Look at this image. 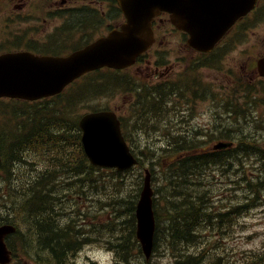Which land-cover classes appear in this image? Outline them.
Segmentation results:
<instances>
[{
	"label": "trees",
	"instance_id": "1",
	"mask_svg": "<svg viewBox=\"0 0 264 264\" xmlns=\"http://www.w3.org/2000/svg\"><path fill=\"white\" fill-rule=\"evenodd\" d=\"M207 58L206 56L205 60ZM83 79L81 87L71 94L58 95L57 100L49 102L51 106L47 102L28 106L26 110H23L24 115L20 111L19 115L16 116L17 119L10 126L8 125L9 129L0 128V148L4 150L5 160H12L11 164H15L16 161L23 158L24 152L31 150L36 153L42 151L43 148L48 151V153L42 151L47 155L48 160L62 166L69 175L83 174L82 177L75 178L82 185L86 181H90L87 179L91 172L93 189L99 194L106 195L107 205L111 207L112 216L121 214V207L119 206L121 203L130 204L129 218L124 222L127 232L122 233L121 224L117 225L118 232L111 235L110 238V230L116 229L111 223L107 235L104 236L108 240V244L126 264L130 262L149 264L150 262L144 259L135 237L134 222L135 203L144 176L141 158L143 155H149L155 159V163L161 169L158 175L153 166L149 168L152 181L155 182L158 179L160 182L154 189L153 197V210L156 218L155 247L158 245H164L167 249L172 247L177 259L175 264H214L217 257L214 255V250L209 249L208 245L201 246L202 241L206 238L204 237L205 231L207 229L214 231L219 216L221 222L226 223L231 219V214L235 215L243 208L248 207L249 204L246 200L255 202L259 198V191L264 190V148L261 147L262 145L259 146L258 143L260 142L253 137L252 133L249 135L245 133V126L252 123L253 129H256L257 124L255 123H261L262 120L256 116L252 118V121L249 117L241 114L248 110L245 101L251 103L252 107L260 98L249 94L251 89L239 87L235 91V94L238 95L236 122L239 126L232 128L231 123H222V128L219 131L220 136L212 137V133H209L203 140H200L203 132L199 131V127L197 130L190 128L188 133H180L179 135L168 136L163 133V137L170 139V143L166 144L167 147L159 143L156 148L155 139H152L151 142L142 143L139 147L138 164L132 170L118 172L114 169L89 168L79 142L80 132L76 119L72 120L68 115L71 116L72 109L76 104L98 94L118 90L121 87L122 78L119 71L101 69L84 75ZM131 84L132 82L129 83V91L137 94L131 110L136 123L144 122L150 125L147 121L153 114L161 116L166 113L167 108L164 104L166 97L164 96L168 90L164 85L144 87L139 83H134V86ZM262 90H264L263 87ZM209 97L216 103L213 93ZM241 99L244 100L243 107L239 103ZM240 119L243 120L244 125L239 121ZM212 138L234 139L238 143L233 148L210 151L205 147L213 141ZM168 150L174 152V158L166 153ZM244 159L256 161L254 176H246V178L242 176L244 183L236 181L239 191L243 193L246 191V194L243 195L246 200L239 198L237 205L229 206L227 211L222 212L217 217L215 211H210L211 196L208 194L207 187L209 185L205 186L206 174L215 168H220L224 173L231 164L241 165L245 163ZM133 171L137 187L129 199L124 196L117 197L114 193L110 195L106 193L107 189L109 191L110 188L115 191L123 189L120 187L123 177L126 180ZM7 173L9 175L10 172ZM13 173L14 175L16 173L14 169ZM47 175L48 172L46 171L41 176H35L37 181L31 183L30 186L27 183H20L18 179L17 181L14 180L17 183L15 188L22 192V197L25 196L26 198L23 203H20L18 210L23 212L25 218L29 220L26 221L27 230L29 231L28 235L34 237L32 244L34 249L37 248L35 254L44 251L53 264H67L68 255L78 248L83 238L76 229V223H70L68 228L60 226L59 222L62 221L59 220L58 216L66 213L59 211V205L54 201L57 197H50L58 190L54 184H49V180L46 179ZM14 198L15 196H6L5 194L2 200L13 201ZM57 200H61L60 196ZM1 221H7V218L5 220L0 218ZM91 229L94 232L95 228ZM11 247L15 248L14 245ZM23 248L26 247L23 246ZM189 248L192 250L189 251ZM209 250L212 252L211 254L208 253ZM132 252L133 258L130 255Z\"/></svg>",
	"mask_w": 264,
	"mask_h": 264
},
{
	"label": "water",
	"instance_id": "2",
	"mask_svg": "<svg viewBox=\"0 0 264 264\" xmlns=\"http://www.w3.org/2000/svg\"><path fill=\"white\" fill-rule=\"evenodd\" d=\"M125 16L119 28L111 29L85 47L66 56L35 55L28 51L0 55V97L34 100L60 93L66 85L86 72L110 67L121 69L154 41L152 21L161 12L170 14L176 28L189 34L188 44L209 51L227 28L253 8L256 0H116ZM264 75V57L258 60ZM82 144L89 161L96 166L131 168L137 159L123 138L119 120L112 110L83 114L79 119ZM230 145L218 142L213 148ZM153 190L146 169L135 208L136 237L146 258L152 253L155 218ZM15 228L0 226V263L10 260L3 237Z\"/></svg>",
	"mask_w": 264,
	"mask_h": 264
},
{
	"label": "rangeland",
	"instance_id": "3",
	"mask_svg": "<svg viewBox=\"0 0 264 264\" xmlns=\"http://www.w3.org/2000/svg\"><path fill=\"white\" fill-rule=\"evenodd\" d=\"M94 4L100 8L101 4L107 5L108 2L106 0H93ZM111 4V3H110ZM116 11L111 10L109 12V18L104 19L101 23L95 22L94 26L92 28L93 31V37L99 36L101 33H106L107 27H110L111 25L115 23L121 22V20L117 17H110L111 14H114ZM102 16H100V13L97 14V20L100 19ZM104 18V17H102ZM13 32V38L16 36L25 37L24 39L34 38L41 36L43 33V27H40L41 33L40 35H37L35 32L33 35L31 33V30L29 29L27 23H13V25L10 27ZM158 43L155 44L145 55H144V61L148 62L150 64H154V62L158 59V56H160L161 60H163L165 63L163 65H166L168 63V58L170 61H176L177 58H180L183 56L187 50L183 46L182 38L177 33L171 32L170 25L165 22L161 29L158 30L156 33ZM19 38V37H18ZM246 47H251L252 53L248 55L242 54L241 52L245 50ZM264 53V21L259 23L258 25L254 26L252 29H250L247 33V44L246 42L240 44L236 51L231 54H227L224 57V63H229L231 61H235L234 63L243 65L247 64L249 67L254 68L255 66V58L258 57V55ZM215 64V62L213 63ZM147 65H143L142 68H145ZM154 66V65H153ZM211 69L218 70L214 67H211ZM211 70L210 74H213L215 71ZM146 71H139L135 70L134 67L131 69L130 72H127L126 74H120L121 77L125 76L128 77L127 84L124 86L123 80L121 79L122 86L111 93H103L98 94L96 97H92L89 99H86L82 101L79 104H76L71 112V116L68 115V117L72 120L77 119L78 116L81 114L89 111L92 108L96 107H103V108H110V109H116L117 113H119L124 121L128 123L130 120L129 116L131 114L132 104L131 100L134 99V95L124 91V89H128L129 83L132 82L131 85L134 83H139L140 85L144 87H151L154 86L155 80L153 78L144 79L142 75ZM148 72V71H147ZM146 72V73H147ZM208 73H205L207 75ZM260 79V78H259ZM255 77V80H259ZM81 83V82H80ZM134 86V85H133ZM77 87V86H75ZM75 87H72L73 90ZM81 87V86H80ZM79 88V87H78ZM70 90V92L72 91ZM215 91V89H212ZM217 92V91H216ZM258 96H262V92L260 91L258 93ZM201 101H199L200 103ZM11 103V104H10ZM9 109L10 113L6 114L3 118H0V125L7 126L10 125L13 122V108H16V103L10 102ZM134 103V102H132ZM4 106V104L1 105V107ZM22 106H27L26 104L20 103L19 107L22 108ZM165 106H168L165 105ZM13 107V108H12ZM211 109V111H210ZM199 114L196 115V117L193 119V126H200L211 129L213 132L217 131L214 127L215 125L219 123H223L224 121H215L214 119V109L211 105L210 101H202L201 106L199 107ZM210 111L211 115H206L201 113L203 111ZM221 111V114L225 116L226 113L224 112V106L221 107V109H218ZM259 110L264 112V106H260ZM128 111V112H126ZM258 112V110H257ZM168 116L162 115L159 116V122H162V119H166V121L170 125L169 120V114L170 110L166 113ZM172 119V117H170ZM152 123H150V120ZM147 123L149 124H155L157 123V126L155 127H147L142 125L143 129L138 128V131L141 130V132L136 133L134 132L133 135L130 137L131 141L129 140L130 145L132 146L133 150L136 154L139 155V147L141 146V143L144 142H151L152 139H155L157 141L156 148L158 147L159 143H162V146H166V144L170 143V139L163 137L162 132H165L167 130V127L164 125V123H161L158 125V120L152 116ZM16 120V119H15ZM264 120V119H263ZM257 124V128L253 129V124L245 126L246 133L253 134V137L258 138L259 146L264 148V121L261 123H255ZM244 125V124H243ZM236 126H239L238 123H231V127L235 128ZM6 129H9L6 128ZM137 130V128H134ZM133 127L131 130H133ZM149 131V132H147ZM147 133V134H146ZM140 134V135H139ZM166 134V132H165ZM214 134H211L213 136ZM159 138L160 140L156 139ZM221 139V138H220ZM203 140V139H200ZM213 142L217 139H213ZM237 142V140H236ZM36 149V148H35ZM44 152H47L45 149H41ZM37 151L34 153L33 151H29L26 154V158L31 162L30 165H23L20 164V167L18 168V172L20 173V176H23L24 179L30 175L34 176L36 172H38L37 169H34L35 164H38V168H45L49 171L48 178H50L51 182H58L56 183V188L60 194L64 191V185H62V181H66L67 178L64 176L63 178L54 177V172L56 171L55 165L53 162L49 161L47 158V155L42 152ZM166 153H169L171 155V158L175 157V154L173 151H167ZM141 161H143V166L150 168V166H153L154 169H156V172L159 175L160 168L155 163V159L150 157L149 155H143L141 158ZM256 161H249L244 165L243 171H237V173L233 171H229V173H225V175L219 174L216 170H210L208 171L209 180L205 181V186L209 185L208 188V194L212 197L211 200H213L212 205V211H216L218 213H221V208H224V204H233L236 200H238L240 197H242L243 192L239 191L238 183L235 181L238 179V182L242 181L244 183V180H242V176L246 178V176L253 177L256 172ZM157 165V166H155ZM55 168V169H54ZM51 170V171H50ZM0 178L1 175H0ZM1 181V180H0ZM26 182V181H24ZM107 184V181H105ZM135 177H134V171L129 174V177L125 180L123 177V180L121 181V186L123 189H120V191L112 190L111 188L107 189V194L110 195L114 193L117 197L124 196L126 199H129L130 195L132 196L135 192V188L137 187V184L135 185ZM160 184L159 180L157 179L155 182L152 183L153 189H155L156 186ZM30 186V185H29ZM3 191L5 192L6 196H15L12 192H10V189L8 188L6 183H3L2 187ZM238 189V190H235ZM20 192V191H19ZM86 192V190H85ZM246 192V191H245ZM10 194V195H9ZM22 194V193H21ZM129 194V195H128ZM95 195V194H94ZM100 199H106V197L103 194L99 195ZM258 201H249L247 202L248 207L243 208L242 211L235 214L232 218V226L230 229L228 228L225 234L223 235H216L218 237V246H214L215 240H214V232L210 231V229H207L204 233V237H206L203 241L201 246L208 245V248L211 250H215L217 253L220 254L221 258H233V259H242L247 258L248 255H250V258H260L264 257V190L261 189L258 194ZM95 198V196H94ZM24 199L26 200L25 196ZM99 200V199H96ZM100 202V200L98 201ZM20 203H23V198L19 195V193L15 196L13 201L7 200L4 201L0 199V213L9 212L12 213L14 218L13 221L17 222L20 229L22 227V215L23 213L19 212L18 208L20 206ZM212 204V201L210 202ZM107 205V201H106ZM121 207V217L119 218V221L123 222L121 223V232L126 233V219L129 218V206L128 203H121L119 205ZM109 211L110 218H109V229L111 223L114 224V227L116 229L110 230V238L111 235L116 234L117 231V225L116 221L118 217L112 216L111 207L109 206L105 211ZM102 214V215H101ZM97 215L96 222H105V218L108 217L106 213H101ZM18 217V218H17ZM100 232V230H99ZM210 238V240H209ZM21 243L24 244L26 247L23 251L24 253V259L26 264H53L50 262V257H47L44 251L37 252V248L34 249V245L31 242V239L25 234L21 232L20 236L18 237ZM209 240V241H208ZM101 244H90L86 247L81 248V251H77V256H70V259L68 260V264H115V261L117 259V256L113 251H108L106 246L104 245V238L101 240ZM36 247V246H35ZM109 247L112 248V246L109 244ZM111 250V249H110ZM190 251V249H189ZM210 251V250H209ZM208 253H212L211 251ZM207 252V251H206ZM173 253V254H172ZM131 258H133V252L130 253ZM175 252L171 249H167L164 245H158V247H155L154 254L150 260L149 264H170L174 260ZM260 255V256H259ZM115 257V258H114ZM237 259V260H238ZM40 260V261H39ZM130 264V263H129ZM131 264H135V262H131Z\"/></svg>",
	"mask_w": 264,
	"mask_h": 264
},
{
	"label": "flooded vegetation",
	"instance_id": "4",
	"mask_svg": "<svg viewBox=\"0 0 264 264\" xmlns=\"http://www.w3.org/2000/svg\"><path fill=\"white\" fill-rule=\"evenodd\" d=\"M108 10V5L102 3L98 8L93 0H0V54L11 51L61 55L70 53L89 43L93 37L92 28L95 15L98 12L104 15ZM162 16L164 15L153 21L155 34L167 22L171 27V32L181 36V41L187 52L176 61L166 58L168 61L166 65L155 61L153 66L149 61L145 62L143 56L137 60L133 67L136 71H148L142 77L144 79L153 78L154 85L166 83L169 89L167 99L171 105L172 117L168 131H171L172 134H184L188 133L190 128L195 129L192 118L199 114L198 109L201 104L198 100L204 98L206 84L217 91V101L231 106L230 110L224 111L228 113L223 116L224 119L231 120L236 114L235 90L239 82L242 81L249 86L253 85L257 76L256 63L258 59L264 57V53L255 58L254 68L247 64H236L235 61L225 64L224 57L231 52L234 53L240 44L244 42L247 44L248 31L264 21V0H257L255 7L247 15L237 20L209 53L198 52L189 47L186 43L187 35L177 30L170 23L168 17ZM17 22L27 23L33 35H35L34 32L40 35V27H43V33L41 36L29 39H24V36L13 38L10 27ZM241 53L249 56L252 49L246 47ZM211 55L217 61L214 68L218 70L205 65L206 56ZM144 64L147 66L142 68ZM211 70L215 72L210 74ZM205 73L208 74L205 75ZM261 80L264 81V78ZM1 100L9 101V98H0ZM210 111L204 110L201 115H211ZM263 115L258 114L260 117ZM121 123L122 129L126 130L123 118ZM5 215L12 216L11 213ZM222 229V227H218L216 234L220 233ZM12 238L13 235H7L6 243L8 239L12 241ZM216 255L214 264H238L239 262L242 264H264V259L237 260L220 258V254L217 252ZM16 264H26V262L18 261Z\"/></svg>",
	"mask_w": 264,
	"mask_h": 264
}]
</instances>
